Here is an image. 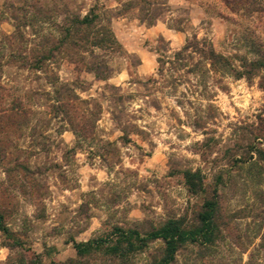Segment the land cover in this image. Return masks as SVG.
<instances>
[{
	"label": "rangeland",
	"instance_id": "obj_1",
	"mask_svg": "<svg viewBox=\"0 0 264 264\" xmlns=\"http://www.w3.org/2000/svg\"><path fill=\"white\" fill-rule=\"evenodd\" d=\"M128 1L0 0L1 62L42 35H56L70 4L81 14L91 6L113 14L110 27L129 53L113 58L119 68L106 80L57 57L56 84L78 97L63 110L54 106L45 73L19 61L1 67L0 213L10 234L0 230V264H18L21 257L70 264L72 240L105 235L115 224L147 230L180 218L190 227L213 191L212 242L185 243L170 264H264V69L250 79L212 75L224 88L205 77L206 92L192 76L175 88L137 83L156 76L157 56L172 55L193 33L234 63L264 58V0H150L145 11L126 9ZM144 13H155L152 23L138 18ZM118 94L123 99L114 104ZM95 103L99 111L90 114ZM197 168L204 189L190 193L183 171ZM161 247L156 239L122 259L101 251L85 259L149 264Z\"/></svg>",
	"mask_w": 264,
	"mask_h": 264
},
{
	"label": "trees",
	"instance_id": "obj_2",
	"mask_svg": "<svg viewBox=\"0 0 264 264\" xmlns=\"http://www.w3.org/2000/svg\"><path fill=\"white\" fill-rule=\"evenodd\" d=\"M69 2H74V0H68ZM150 2V0H130L122 4L127 7L126 9L139 6L141 10L145 11L148 9V5L145 4H150ZM67 6L65 5L61 22L56 25V35H42L34 47L23 49L22 53L19 52V54L10 51L8 59L3 62L0 61V69L8 61H19V67L45 73V78L51 83L55 93L54 106L59 110H63L67 100L78 97L69 86H65L63 83L56 84L57 76L54 75L53 68L57 57L63 55L75 67L80 66L85 72L92 73L95 78L106 80L119 68L114 65L113 58L115 56L121 58L129 56V53L122 49L110 27L109 20L113 14L98 11L95 6H91L85 13L81 14L79 10L71 7V4ZM147 14L138 15V18L147 23H152L156 17L155 13ZM156 60L158 64L157 75H150L143 83L137 80V83L146 86V82L151 83V85L159 82L164 86L168 85L175 88L179 84L191 83L189 76H192L195 77V82L197 81L201 85V90L206 92L205 77H211L213 80L214 76L212 75L218 74L250 79L257 74L259 69H264L263 57H253L248 61L245 58H239L238 62L234 63L231 57L215 50L209 38L198 37L195 33L186 37L183 44L173 51L172 55L160 54ZM213 82L220 84L221 88L225 87L221 78H216ZM105 88L109 90L120 89L108 83H105ZM0 89H3V86L0 85ZM201 90L198 91V94L203 96ZM122 97V94H118L112 101L116 104L123 99ZM84 102L86 101L84 100ZM115 108L116 105H113V109ZM97 111H99V104L95 103L89 113L93 114ZM22 113H25L24 108L19 110V114ZM112 117L115 123L119 125L121 122L119 112L116 114L113 110ZM88 127L90 130L93 127L91 121L90 126L86 128ZM86 128L84 127L85 130ZM119 129L122 131L120 137L127 140L128 130L125 125H119ZM261 130L264 136V125ZM203 181V174L198 168L183 171V182L190 193L202 191L204 189ZM217 210L218 200L215 191H213L209 197L204 198L196 213L197 222L190 227H185L180 218H168L160 225L147 230L115 224L105 235L80 241L72 240L76 257L70 260V264H89L85 257L100 251L122 259L141 251L148 242L156 239L162 241L161 253L158 257L153 258L149 264H170L174 260L177 249L185 243L212 242L217 227L215 221ZM1 219L2 214L0 213V230L7 235L10 234L8 228L2 224ZM18 264L37 263L28 262L21 257Z\"/></svg>",
	"mask_w": 264,
	"mask_h": 264
}]
</instances>
